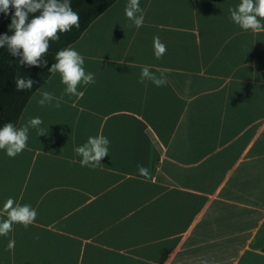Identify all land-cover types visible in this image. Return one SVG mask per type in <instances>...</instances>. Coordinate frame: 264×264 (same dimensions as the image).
Segmentation results:
<instances>
[{"label":"crops","instance_id":"obj_1","mask_svg":"<svg viewBox=\"0 0 264 264\" xmlns=\"http://www.w3.org/2000/svg\"><path fill=\"white\" fill-rule=\"evenodd\" d=\"M126 3L71 45L96 83L77 99L53 74L40 90L57 99L37 91L17 125L39 116L44 134L0 150V208L37 210L0 236V264H264V31L231 21L239 0H140L138 29ZM96 135L109 154L82 167L73 149Z\"/></svg>","mask_w":264,"mask_h":264},{"label":"clouds","instance_id":"obj_2","mask_svg":"<svg viewBox=\"0 0 264 264\" xmlns=\"http://www.w3.org/2000/svg\"><path fill=\"white\" fill-rule=\"evenodd\" d=\"M72 0H0V14L10 15L11 34H0V49H7L12 57H16L19 65L47 67L45 59L50 44L59 41L61 34L70 32L73 27H80V15L72 8ZM14 9V12L10 11ZM125 16L138 29L145 23L144 10L140 0H127L124 9ZM231 21L243 31H264V0H239V3L229 9ZM154 55L160 58L166 53V45L158 36L153 37ZM55 63L48 68L50 73H59L60 80L65 85L63 95L75 96L80 99L84 91L83 86L95 84V74L86 71L84 56L74 47L67 46L58 50L54 57ZM150 80L157 87L166 84L163 73L157 76L150 71V67H142L140 80ZM36 83L30 78L17 76L15 85L17 91L30 90ZM79 86V87H78ZM41 106L51 105L57 99L53 92L40 90ZM59 107V103L55 105ZM41 117H31L22 126L17 127L13 122L0 125V150L9 157L22 153L28 144L30 129H36L41 135ZM110 140L102 135L89 136L87 141L74 147L79 156L82 167L97 168L102 158L108 156ZM138 172L147 176L148 169L138 165ZM6 213V216L3 215ZM37 210L30 204H21L12 197H8L0 208V236H8L15 224L28 227L36 221ZM15 241L9 239L8 249H13Z\"/></svg>","mask_w":264,"mask_h":264},{"label":"trees","instance_id":"obj_3","mask_svg":"<svg viewBox=\"0 0 264 264\" xmlns=\"http://www.w3.org/2000/svg\"><path fill=\"white\" fill-rule=\"evenodd\" d=\"M118 0H72V8L78 11L80 15V27L61 34L60 40L52 42L48 53L41 57V63L45 59L48 61L47 67L19 65L18 58L12 57L7 49H0V125L6 122H13L18 125L21 116L26 109L29 101L53 75L48 72V68L55 63L54 57L58 50L71 46L76 43L85 31L93 24L103 13L111 8ZM10 11L14 12V9ZM11 16L3 21L0 27V34H11L9 24ZM17 76H23L34 80L33 88L17 91L15 79Z\"/></svg>","mask_w":264,"mask_h":264}]
</instances>
